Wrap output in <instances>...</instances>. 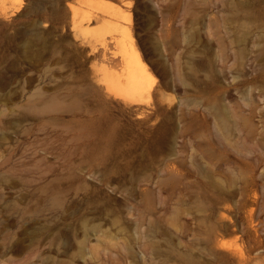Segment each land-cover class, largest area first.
I'll list each match as a JSON object with an SVG mask.
<instances>
[{
    "label": "rangeland",
    "instance_id": "obj_1",
    "mask_svg": "<svg viewBox=\"0 0 264 264\" xmlns=\"http://www.w3.org/2000/svg\"><path fill=\"white\" fill-rule=\"evenodd\" d=\"M0 264H264V0H0Z\"/></svg>",
    "mask_w": 264,
    "mask_h": 264
}]
</instances>
